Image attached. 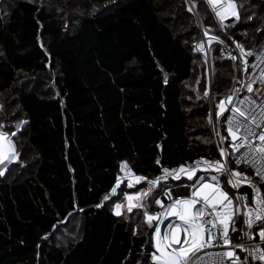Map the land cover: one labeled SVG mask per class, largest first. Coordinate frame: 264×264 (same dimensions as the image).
I'll list each match as a JSON object with an SVG mask.
<instances>
[{"label": "trees", "instance_id": "16d2710c", "mask_svg": "<svg viewBox=\"0 0 264 264\" xmlns=\"http://www.w3.org/2000/svg\"><path fill=\"white\" fill-rule=\"evenodd\" d=\"M233 1L220 31L203 0H0V122L17 151L0 264H153L144 214L117 216L125 189L110 193L122 161L154 175L214 155L211 94L235 69L212 44L210 82L191 5L207 34L257 51L264 0Z\"/></svg>", "mask_w": 264, "mask_h": 264}, {"label": "snow or ice", "instance_id": "6c2138e0", "mask_svg": "<svg viewBox=\"0 0 264 264\" xmlns=\"http://www.w3.org/2000/svg\"><path fill=\"white\" fill-rule=\"evenodd\" d=\"M207 4L211 7L214 15L219 17L221 21L225 19L226 14L235 15V4L232 0H206ZM232 9L233 12L229 13L228 10ZM238 18V16H237ZM231 26V25H229ZM212 39H215L213 37ZM202 47V46H198ZM240 48L239 45H237ZM241 57L251 56L252 52H245L243 48H240ZM235 59V57H232ZM244 64L243 71L247 74V60L242 59ZM258 63H264V54L258 57ZM258 64L254 63L252 65L253 69H256ZM255 76V73H253ZM260 83L264 84V68L260 69V75L258 77ZM252 83H255V79L246 85L247 92L251 93L253 91ZM239 92V89L234 90ZM207 95V93H205ZM227 105H231L228 107ZM242 105H252L253 110L259 108L260 120L257 121V117L252 115L251 112L246 111ZM217 107L220 109L218 115H222L223 112L228 111L230 113V118L226 117L225 121L228 125V133L232 137L231 147L234 151L240 152L241 148L246 149L244 153L237 159V163L247 162L252 166L256 174L264 180V131H262L258 136L251 127V123H256V127H261L264 124V103L256 105V102L250 97H246L244 100H239L233 103V96L227 97L226 101H221ZM211 123V118L210 121ZM253 138L259 140V145L253 143ZM0 139H7L0 134ZM223 139V138H222ZM237 141H239L237 143ZM11 146V155H6L2 150H0V163L7 161L11 163L15 159L14 145H11V141H8ZM221 155L226 156V153L221 149ZM201 165L207 166V168L214 169L221 174L227 171L229 176V183L232 187H237L243 181H247L248 185L252 188L254 192L253 203L254 207H250L247 203H243V208L246 211L241 212V215L245 218L242 223L247 229H251L254 225L260 224L258 235L260 240L264 242V194H262L259 187L252 184L247 177L240 172H232L226 169V164L221 161H216L214 163L209 161H197V169ZM127 168V165H122V170ZM197 169H185L183 166L179 170H173L174 172H182L188 176V179H192L195 171ZM131 173V170H128ZM165 177L172 175L167 169L164 170ZM0 175L3 172L0 171ZM178 179L179 176H176ZM137 181L143 180V177H135ZM159 179L156 181H148L149 184L159 183ZM201 180L204 178L201 177ZM212 181L216 183H203L200 184L193 192L192 199H176L170 204L164 212L160 213L158 216L149 215L147 217L149 225H151L153 220H160V216L169 217L174 216L176 218L175 224H169V232L161 237L160 229L157 227L155 229V234L157 237L156 249L159 253L155 259L158 264H204L207 257L211 264H224L225 260L231 261V264H241L240 257L235 255L234 251H222L216 253H208L206 249L221 248L231 245V237L229 235V228L233 232L236 231L234 226V217L236 215L237 209L233 203V200L228 196L227 192H224L219 187L218 178L211 177ZM132 184L129 183L128 187ZM116 187H119V179ZM116 187L111 190L112 194H115ZM146 195V193H142ZM109 197L105 196V200ZM133 198L128 197L131 201ZM171 199V196H169ZM158 202V201H157ZM199 205V207H197ZM139 207L140 205H136ZM117 214L119 215V209L121 205H116ZM163 208L164 205L161 204ZM128 211H132V205H129ZM181 234H183V239H181ZM243 236L252 239L253 236L249 231H245ZM233 248L240 247L241 245L232 246ZM251 250L248 251V256L255 260L264 262V249L259 245H249Z\"/></svg>", "mask_w": 264, "mask_h": 264}, {"label": "built area", "instance_id": "2783aa9c", "mask_svg": "<svg viewBox=\"0 0 264 264\" xmlns=\"http://www.w3.org/2000/svg\"><path fill=\"white\" fill-rule=\"evenodd\" d=\"M206 7L210 10L214 21L217 25V28L220 31L226 30L229 25V20L232 18L237 17V13L235 15L226 14L225 19L223 21L220 20L219 17H216L211 9V7L207 4L206 0H203ZM229 13L233 12L232 9L228 10ZM207 34V33H206ZM204 33L205 40L202 41L204 45L203 53L206 58L210 57L211 54V46L212 44H218L220 46V51L222 55L229 61H231L234 65L235 69V78L232 84V87L228 94L225 96L223 101H226L227 97L233 96V103L237 102V98L239 100H244L246 97H250L252 100L256 102V105H260L264 103V84L260 83L258 77L260 75V69L264 68V63H258V57L261 54H264V43L263 45L257 50L252 51L250 49H246L243 44L232 41L229 44L220 36L210 34V37H207ZM215 37V39H212ZM208 38L213 42L210 46L208 44ZM243 48L245 52H252L253 55L241 57L240 48ZM232 57H235L233 59ZM242 59L247 60L248 68L247 74L244 73L243 68L244 64L242 63ZM256 63L258 64L256 69L252 68V65ZM255 73V76L253 75ZM255 79V83H252L253 91L251 93L247 92L246 85L252 82ZM239 89V92H235L234 90ZM231 107V105H227ZM246 111L251 112L252 115L257 117V121L260 120L259 116V108H255L253 110L252 105H242ZM230 118V113L228 111L223 112L222 115H219L218 118V125L214 124L213 121V114H212V103H211V131L214 139V155L207 156V157H198L191 161H187L184 163H180L175 166H164L161 163L159 164V171L154 175H145L140 174L135 171L130 163L127 161L120 162V172L117 176L115 187L117 185L119 179V188H128L131 191H137L139 188H142L144 192H146V200L148 201L149 209L147 210L143 207V211L146 212V218L149 215L158 216L160 213L164 212L165 209L172 204V202L176 199L184 200V199H192V192L203 183H216L215 181L211 180V177L215 176L218 178L219 187L228 193V196L233 200L234 205L236 206L237 212L234 217V226L236 231L233 232L231 227L229 228V235L231 237V245L221 248H212L206 249L205 251L208 253H216L222 251H234L236 256L240 257L241 264H264V262L258 261L253 259L252 257L248 256V251L251 249L248 247L249 245H259L262 249H264V242L260 240L258 235L260 224L254 225L251 229H247L246 226L242 223L244 216L241 215V212L246 211L243 208V203H247L250 207H254L253 198L254 192L252 188L248 185L247 181H243L237 187H232L229 183V176L227 171L223 174L220 172L207 168L205 165H201L200 168L197 169L196 162L197 161H209V162H216L221 161L222 163L226 164V169L231 170L232 172H240L243 173L247 180H250L252 184L256 185L260 188L262 194H264V180L261 179L259 175L256 174L255 169L249 165L247 162H240L237 163V159L241 156V153H244L246 149L241 148L240 152H236L231 147L232 137L228 133V125L225 121V118ZM251 127L255 129L257 136L264 131V124L261 127L257 128L256 123H251ZM218 134H220V138H218ZM223 138V139H222ZM7 149L9 150V155H11L12 149L6 139H2ZM239 141H237L238 143ZM253 143L255 145H259V140L253 138ZM221 149H223L226 153V156L221 155ZM14 160V159H13ZM7 162V161H5ZM127 165V168L122 170V165ZM185 169H197L192 179H188V176L182 172H174L173 170H179L181 167ZM1 167V163H0ZM131 170V173L128 170ZM167 169L172 175H168L166 178L159 179L165 177L164 170ZM2 175H0L1 177ZM176 176H179L177 179ZM135 177H143V180L137 181ZM203 177L204 179L201 180L200 178ZM159 179V183L157 184H149L148 181H156ZM129 183L132 184L131 187H128ZM171 196V199H169ZM158 201V202H157ZM161 204L164 207H161ZM199 207V205H197ZM148 220V219H147ZM160 220L163 223H160L159 220H153L151 223V243L153 247V257L151 259V263L158 264V261L155 259L156 256L159 255L156 249L157 244V237L155 234V229L159 227L161 237L169 232V228L167 227L169 224H175L176 218L174 216L163 217L160 216ZM245 231H249L252 234L253 238L248 239L243 236ZM181 239H183V234H181ZM241 245L244 250L240 247L233 248L232 246ZM204 264H211L206 257ZM224 264H231V261L225 260Z\"/></svg>", "mask_w": 264, "mask_h": 264}, {"label": "rangeland", "instance_id": "374dc122", "mask_svg": "<svg viewBox=\"0 0 264 264\" xmlns=\"http://www.w3.org/2000/svg\"><path fill=\"white\" fill-rule=\"evenodd\" d=\"M232 2L235 4V10L234 11L237 13V16H238V10H237L236 3L233 0H232ZM204 33L206 34V31L205 30H204ZM206 36L207 37H210V34H206ZM212 43L213 42L208 38V44H209V46ZM198 46H202V47H198ZM203 48H204V45L202 44V39H201L200 43H198V45H197V49L199 50V52L203 53V50H202ZM210 57H211V54H210ZM206 59L208 61V58H206ZM211 73L213 74L212 64H211ZM208 75H209L210 82H211L212 76L210 77L209 67H208ZM211 85H212V83H211ZM220 102L221 101H217L216 100L214 102V107L212 106L213 121H214V124L215 125H218V118H219L218 113L220 112V109L217 107V105ZM0 107H1V105H0ZM213 108H214V111H213ZM4 127H5V124L3 122H0V134H2L3 137H6L7 138L6 139L7 142L10 140L11 141V145H14V153H15V157L17 158V151H16L15 143L13 142L12 136L9 135L8 132L4 131L5 130ZM218 138H220V134H218ZM0 147H1L0 150H2L5 153V149L4 148H7V146L5 145V143L3 141H2V144H0ZM16 158L14 160H12L11 163H8V162L1 163L0 171L3 172V175L5 174L7 168L10 165H12V163L14 161H16ZM120 192L121 191L119 189H116L115 194H112V193H110V194H111L112 197H116ZM123 192H124L123 195L115 200V203L113 205V211H114V213L117 216L125 217L128 214H132V213L140 212L141 211L144 214L145 221L148 223V220L146 218V212L143 211V209H144L143 207H145L147 210L149 209L148 201L146 200L145 195H142V193H146V192H144V190L142 188H139L135 192L134 191H130V190H128V188H126L125 191H123ZM129 196H131L133 198L131 201L128 200V197ZM118 204L121 205V208L119 209V213H120L119 215L117 214V211L118 210H117V207H116V205H118ZM129 205H132V211L131 212L128 211ZM136 205H140V206L137 207ZM148 225H149V223H148Z\"/></svg>", "mask_w": 264, "mask_h": 264}, {"label": "water", "instance_id": "95a60500", "mask_svg": "<svg viewBox=\"0 0 264 264\" xmlns=\"http://www.w3.org/2000/svg\"><path fill=\"white\" fill-rule=\"evenodd\" d=\"M191 8H192V10H193V12H194V14H195L197 20H198V23H199V26H200L201 32H202V34H203L202 41H204V40H205V37H204L205 35H204V28H203V25H202V23H201V21H200L198 15H197V13H196L194 7H193V5H191ZM234 19H235V18L230 19V20H229V23L233 22ZM208 67H209V74H210V77H211V76H212V73H211V57L208 58ZM210 89H211V84H210ZM211 103H212V94H211ZM151 228H152V227H151L150 225H148V226L146 227L147 245L149 244Z\"/></svg>", "mask_w": 264, "mask_h": 264}, {"label": "bare ground", "instance_id": "6f19581e", "mask_svg": "<svg viewBox=\"0 0 264 264\" xmlns=\"http://www.w3.org/2000/svg\"><path fill=\"white\" fill-rule=\"evenodd\" d=\"M2 141H3V140L0 139V144H2ZM1 147H2V146H1ZM1 147H0V148H1ZM4 149H5V154H6V155H9V150H8L7 148H4ZM4 149H3V150H4Z\"/></svg>", "mask_w": 264, "mask_h": 264}]
</instances>
